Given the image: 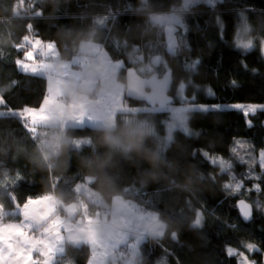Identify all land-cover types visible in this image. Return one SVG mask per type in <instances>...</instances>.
I'll use <instances>...</instances> for the list:
<instances>
[{
  "label": "trees",
  "instance_id": "16d2710c",
  "mask_svg": "<svg viewBox=\"0 0 264 264\" xmlns=\"http://www.w3.org/2000/svg\"><path fill=\"white\" fill-rule=\"evenodd\" d=\"M182 4L183 0H0V95L7 107L39 106L46 95V77L26 73L15 63L23 58L15 45L23 43L24 35L56 42L66 59L73 58L85 40L102 43L113 59L125 61L118 76L126 85L125 101L131 106H148V102L128 98L125 69L138 70L161 55L154 72L141 73L162 77L170 72L172 101L178 103L176 89L185 81L190 97L206 106L190 115L194 131L177 129L170 142L166 136L171 112L166 106L150 113L119 112L117 122L127 116L151 126L152 134L140 150L130 153L104 144L76 148L72 139H66L60 154L48 157L39 151V137L34 139L23 125L0 126V205L13 213L10 195L23 204L26 197L53 193L64 205L77 204L80 214L84 215V205L89 215L103 214L106 206L98 208L92 198L72 190L93 175L88 185L108 202L125 196L164 221V233L149 235L142 242L138 264H159L165 257L170 264H240L238 255L227 254L230 246L264 264V166L260 161L264 106L248 115L244 109L227 106L264 104V55L258 45L246 49L235 42L242 20L258 43L264 39V0L203 2L188 9L180 8ZM173 10L184 21L177 29L176 51L169 49L164 26L151 15ZM36 12L42 15L35 17ZM102 19L103 24L99 23ZM218 135L230 137L236 150L231 169L212 164L202 155H217ZM236 139H242L250 150L245 154L247 161L238 155L242 147ZM98 151L108 157V163L96 161ZM236 181L242 182L239 190L225 188ZM240 198L261 205L251 221L244 220L238 210ZM198 216L202 226L197 227ZM14 217L10 215L7 221ZM248 243L258 250H247L244 245ZM89 256L88 247L70 243L59 261L87 264Z\"/></svg>",
  "mask_w": 264,
  "mask_h": 264
},
{
  "label": "snow or ice",
  "instance_id": "6c2138e0",
  "mask_svg": "<svg viewBox=\"0 0 264 264\" xmlns=\"http://www.w3.org/2000/svg\"><path fill=\"white\" fill-rule=\"evenodd\" d=\"M187 2L188 0H186ZM41 15L42 12L35 13V17ZM105 19L100 20L99 23L103 24ZM168 21L169 24H179L176 17H169ZM27 28L32 29L33 25H28ZM168 39L169 47H174L173 27L168 28ZM22 41L23 43L15 45V48L21 50L23 58L17 59L15 63L26 73L45 76L47 80L46 95L38 109L25 107L11 111L19 117L26 131L30 132L34 139L40 126L76 127L82 125L86 120L98 126L101 123L114 122L117 111L150 113L161 111L168 104V102L162 103L157 108L153 106L152 98L146 97L145 101L148 102V106L126 105L123 89L115 83V75L121 69L122 63L119 60L113 61L110 59L106 51L101 49L99 45H88L93 59L90 60L88 56L75 57L70 63L62 64L57 68L51 63L59 54L54 41L43 42L38 35L33 37L24 35ZM26 45H30V47H26ZM252 46L251 40L242 45L246 49H250ZM37 50H42L43 59H37ZM93 62H97L98 76L88 72V67ZM159 62V56L152 61L153 64ZM195 63H198V61ZM125 71L131 81L135 76V69L126 68ZM140 71H144V69H140ZM69 80L72 81L73 87L83 81L90 88H95L97 84H100L102 85V91L103 89L110 90L107 91L105 96H99L95 100L89 101L86 98H79L74 99L68 105L63 100V88ZM184 87L183 84L179 85L180 90ZM134 92H138V82H130L129 99L132 98ZM6 104V100L0 95V105L6 106ZM199 107L205 108L206 106L201 105ZM234 107L244 109L245 115L257 110L255 106L248 107L240 104L234 105ZM189 110V108L171 109L174 114V121L177 122L176 114L186 113ZM185 119V116L181 115L177 123L185 133H189V129L185 126ZM172 127L173 125H168L169 140H171ZM73 143L74 147L79 148L81 143L90 144L91 141L76 140ZM232 151L235 152V148ZM202 155L204 157L209 156L207 152L202 153ZM260 156L264 160V150H261ZM210 162L212 164L219 162L226 169L232 167L230 163L222 158L219 161L211 159ZM87 180L91 181V178H87ZM241 183L240 181H236L234 184L227 183L225 188L239 190ZM72 190L77 194L81 191L87 193L88 187L87 184L77 183ZM89 195L91 198V194ZM8 199L13 202V208L18 210L19 218L16 222L5 223L3 221L4 205H0V264H61L58 260V254L65 252V245L68 242L66 233L69 235L74 234L70 241L74 246L89 248L90 256L87 264H109L111 252L119 248L135 251L145 241L144 233L139 230V223L127 219H122L117 223L115 212L110 214V222L109 214L105 213L104 223L101 225L100 212L97 211L94 216L89 215L87 205H84V215L81 217L82 223L74 226L60 213L73 215L76 211V204L73 203L70 206V212L69 206L64 205L51 193L37 197H26L22 205L16 201L14 195H10ZM94 202L99 208L101 201L96 200ZM120 203L115 199L113 200V205H119ZM237 207L244 220L251 219L252 205L240 200ZM255 207L260 208L261 205L256 204ZM9 215H16V212L9 213ZM146 218L145 214H137L136 216L138 221H143ZM194 226H202L201 216L197 217ZM172 238H176L175 233L172 234ZM244 247L249 251L258 250L257 246L251 243L245 244ZM226 252L229 256L238 255L242 264H257L255 260L248 259L244 253H238L237 250L231 247H228Z\"/></svg>",
  "mask_w": 264,
  "mask_h": 264
},
{
  "label": "crops",
  "instance_id": "0c3cea01",
  "mask_svg": "<svg viewBox=\"0 0 264 264\" xmlns=\"http://www.w3.org/2000/svg\"><path fill=\"white\" fill-rule=\"evenodd\" d=\"M41 40L43 42H49V41H44L43 39H41ZM91 44L99 45L101 49H104L106 51V53L108 52L102 43H99V42H96L93 40H85L81 43L79 52L73 58L88 56L90 60L93 59L92 53L88 49V45H91ZM56 47L59 51V47H58L57 43H56ZM41 53H42V50H37L36 57L38 60L43 59V56ZM73 58H71V59L63 58V57H61V54L59 51L58 56L54 60H52L51 63H53L58 68L62 64L70 63L73 60ZM81 70H83V69H81ZM88 72L94 73L95 75L98 76L99 73H98L97 62H93L89 65ZM120 83H121L122 89H124L123 81L120 80ZM97 86H98V84L95 86V88H97ZM95 88H90L83 81H81L76 87H73L72 81L69 80L65 83L64 88H63V92H64L63 100H64L65 104H68V105H70L74 99H79V98H86L89 101L95 100L96 97L93 95H90L92 90ZM124 91H125V89H124ZM124 97H125V95H124ZM124 103H125V100H124ZM40 106L41 105L35 106V107H32V106H26V107L38 109ZM20 109H23V108H20ZM12 110H19V109H12L10 107H7V105L6 106L0 105V126L23 125V123L19 119V117H17L14 113L11 112ZM3 112H8V113H3ZM119 112L120 111L116 112L115 117H114V122H117V115ZM95 127L96 126L93 123H91L87 120L82 125L76 126V127H70V126L60 127L59 125H56V126H51V125L40 126L38 131H37V137H39L40 145H43V144L47 143L48 141H50L52 139V137L59 132V133H63V137L61 138L63 141H65L66 139H72L73 142L76 140H81V141L89 140V141H91L90 144L81 143L80 146L94 145L97 148H99L102 145V143L100 142L99 132L94 130ZM45 154L48 156L47 152H45ZM48 157H52V156H48ZM95 159L100 164L109 162L108 157L105 154L101 153L100 151L97 152ZM94 179L95 178L92 177L91 181H93ZM91 181H89V182H91ZM87 187H88V192L86 193L84 191H81V193L86 194L88 197H90L89 194H91L92 200H94V201L99 200V201H101V205L106 206V210L103 209L105 211H103V214H100L101 225H103V223H104L105 213L109 214V222H110V220H111L110 214L112 212H115L117 223H119L122 219L132 220L135 223H139L142 226L140 231H142L144 233L145 240L148 238L149 235H157V233H155V234L152 233L151 229H153V228H150V226H149V222L151 224L152 220L155 218V215L152 214L151 211L145 212V211L141 210V205L139 203H137L133 199L127 198V197L122 196V195H117L113 198V200L115 199L118 202H121L122 205H120V204L119 205H113V201L108 202L93 187L89 186L88 184H87ZM51 194H53V193H51ZM53 195H55V194H53ZM58 200H59V198H58ZM72 204L73 203L66 204V206H69L70 212H71L70 206ZM76 206H77L76 211L73 215H69V214L64 213V212L60 213L61 216H65L67 221L74 226L79 224V223H82L81 217L83 216V214H80V212L82 210L79 209V206L77 204H76ZM13 212H16V215H14L15 217L9 221H6L5 223L16 222L18 220V218H19L18 210L13 209ZM150 213H151V215H148ZM95 214L96 213H94V215ZM137 214H145L147 217L146 221L145 220L138 221L136 219ZM147 220H148V222H147ZM65 235H66V239L68 242L65 245V252L63 254H58V260L60 258L64 257V254L67 251V247L71 243L70 241L74 236V234L69 235L67 233ZM120 252H121V248L110 253L109 264H115V261L117 259L120 260V264H126V262L128 261L129 258L126 259L124 262H122L121 257H120ZM65 264H68V261H65Z\"/></svg>",
  "mask_w": 264,
  "mask_h": 264
},
{
  "label": "rangeland",
  "instance_id": "374dc122",
  "mask_svg": "<svg viewBox=\"0 0 264 264\" xmlns=\"http://www.w3.org/2000/svg\"><path fill=\"white\" fill-rule=\"evenodd\" d=\"M218 1L220 0H188V2L186 3V0H183V4L180 6V8L182 9H188L194 5H197L199 3H203V2H206V3H209V4H216ZM152 19L157 22V23H160L164 26L165 28V31L167 33V42H168V47H169V39H168V28L169 27H173L174 28V40H175V46L174 47H169V49L171 51H176L177 50V47H178V44H179V34L177 32V29L180 25L184 24V21H183V18L181 16V13L178 12L177 10H173V11H155V12H152ZM169 17H176L178 18L179 20V24L175 25V24H169V21H168V18ZM32 37V36H30ZM255 36H253L251 34V31H250V27H249V24L247 23L246 20H242L240 23H239V28H238V32H237V35H236V38H235V42L237 43V45L241 46L245 43H247L249 40L252 41L253 43V47H257V45L260 47V50L262 52V54L264 55V39H261L259 41V43L256 41V39L254 38ZM110 59H112L113 61H116V59H113L111 57V55L107 52L106 53ZM159 56L160 57V61L162 59V56L161 55H156L155 57ZM154 57V58H155ZM153 58V60H154ZM122 63V66L125 65V61L124 60H120ZM142 66L140 68H138V70L140 71V69H144V71H140V72H154L156 70V67L154 66V64L150 61H147V62H144L143 64H141ZM151 69V70H149ZM119 71L120 69L117 71L116 75H115V83L120 85L121 87V83H120V78L118 76L119 74ZM150 75V74H148ZM124 83V82H123ZM183 84L185 87L180 90L179 89V85ZM178 85V88L176 89V96L178 97V103H175L174 101H171L170 103H168L166 105L167 108L170 109V117L167 119V140L170 142L172 141V139L174 138V134H175V131L177 129H181L179 124L177 123L178 120H179V117L181 115L185 116V126L189 129V133H192L194 130L192 128V126L190 125V115L192 113V111L196 108H199L200 105H197L196 102L194 101V98H191L190 95L188 94L187 92V83L185 81H182L180 84ZM122 88V87H121ZM124 89H126V85L124 83ZM123 89V91H124ZM124 95H125V91H124ZM187 98V99H185ZM125 104L126 105H129L126 101H125ZM237 104H240V105H245V106H248V107H251V106H255L256 108H259V107H263L264 104L262 103H252V104H245V103H231V104H228L227 106H234V105H237ZM254 104V105H253ZM131 106V105H130ZM142 107V106H140ZM174 108H189L190 110L186 113H182V114H176V121H174V114L173 112L171 111V109H174ZM171 124L173 125L172 127V131H171V140L168 139V136H169V132H168V125ZM215 142H216V147H217V155H212L211 153L207 152L209 154V158L210 159H215L217 161H219L221 158L230 163L231 166H232V160H231V156H232V140L230 139V137L226 136V135H218L216 138H215ZM236 144L240 147H242L241 151L238 153V155L240 156L241 159L246 160V152L250 151L249 149L247 150V146H246V143L242 140V139H236ZM261 150H264V148H262ZM260 150V152H261ZM260 161L262 163V165L264 166V160H262L261 156H260ZM218 164H220L219 162H217ZM223 167V166H222ZM225 170H228L226 168H223ZM231 169V168H230ZM249 172H251V170H249ZM92 177H95L93 175H90L89 178H92ZM82 184H89L88 181H84L82 182ZM90 185V184H89ZM242 185V183H241ZM120 205H122V203H120ZM263 210H264V207H263ZM147 212V211H146ZM152 214L155 215V218L152 220L151 224L149 222V226L150 228H153L151 229L152 233H157V234H162L164 233L165 231V224H164V221L159 217V215L156 213V212H151ZM150 213V214H151ZM146 221V219H145ZM148 222V220H147ZM141 225L139 224V230L141 229ZM253 244V243H251ZM255 245V244H253ZM257 246V245H256ZM231 248L237 250L238 253H244V255H246L248 257V259L250 260H256V258H253L247 251L245 250H240L239 248L237 247H234V246H230ZM257 249H258V246H257ZM255 251V250H253ZM133 256L131 258L128 259V261L126 262V264H138L139 263V259H140V253H141V247L136 249L135 251H133ZM252 252V251H251ZM239 262L240 264H242L241 260H240V257H239ZM159 264H170L169 261H168V258L165 257L164 259L162 260H159L158 262ZM115 264H120V260L117 259L115 261Z\"/></svg>",
  "mask_w": 264,
  "mask_h": 264
},
{
  "label": "clouds",
  "instance_id": "9594fccd",
  "mask_svg": "<svg viewBox=\"0 0 264 264\" xmlns=\"http://www.w3.org/2000/svg\"><path fill=\"white\" fill-rule=\"evenodd\" d=\"M109 90L110 89H103L102 91V86H100L93 89L90 95L96 98L105 96ZM94 130L99 132L100 142L102 144L107 145L114 151L123 153L140 150L143 141L152 134L151 126L147 121L136 120L127 116H125L121 122L101 123L96 126ZM62 137L63 133L58 132L50 141L41 145L39 151L47 152L48 156H58L64 146V141L61 139Z\"/></svg>",
  "mask_w": 264,
  "mask_h": 264
},
{
  "label": "water",
  "instance_id": "95a60500",
  "mask_svg": "<svg viewBox=\"0 0 264 264\" xmlns=\"http://www.w3.org/2000/svg\"><path fill=\"white\" fill-rule=\"evenodd\" d=\"M166 77L167 80L165 81ZM130 82H138V92H134L132 94V97L134 98L145 100L146 97H151L153 104L160 105L162 103H169L174 99V96L171 91L173 85V77L170 72L162 77L158 76L157 74L146 76L135 69V76L132 78V80L130 81L129 77L127 79L128 91ZM240 200H244L246 203L253 206L251 219L247 220L251 221L254 218L256 212V207L254 203L247 198H240L238 202Z\"/></svg>",
  "mask_w": 264,
  "mask_h": 264
},
{
  "label": "built area",
  "instance_id": "2783aa9c",
  "mask_svg": "<svg viewBox=\"0 0 264 264\" xmlns=\"http://www.w3.org/2000/svg\"><path fill=\"white\" fill-rule=\"evenodd\" d=\"M101 85L98 84L97 87H100ZM142 210L147 211L146 209L142 208ZM9 213H11L5 206L3 209V221L6 222L8 217L10 216ZM132 255V251L130 249H126V248H121V260L122 262H124L126 259H128L129 257H131Z\"/></svg>",
  "mask_w": 264,
  "mask_h": 264
}]
</instances>
